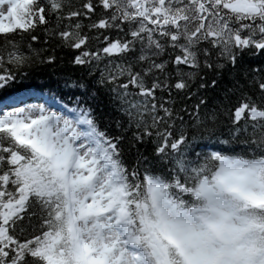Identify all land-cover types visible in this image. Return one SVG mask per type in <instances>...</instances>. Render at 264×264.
<instances>
[{
  "label": "snow or ice",
  "instance_id": "1",
  "mask_svg": "<svg viewBox=\"0 0 264 264\" xmlns=\"http://www.w3.org/2000/svg\"><path fill=\"white\" fill-rule=\"evenodd\" d=\"M0 264H264V0H0Z\"/></svg>",
  "mask_w": 264,
  "mask_h": 264
},
{
  "label": "trees",
  "instance_id": "2",
  "mask_svg": "<svg viewBox=\"0 0 264 264\" xmlns=\"http://www.w3.org/2000/svg\"><path fill=\"white\" fill-rule=\"evenodd\" d=\"M77 2H78V0H77ZM94 2H95V0H94ZM76 75H78V73H76ZM35 83L38 84L39 81H36ZM16 87H17V88H20V87H21V84L18 83V84L16 85ZM65 99H67V98H65ZM251 123H252V122L250 121V122H249V125H250V126H251Z\"/></svg>",
  "mask_w": 264,
  "mask_h": 264
}]
</instances>
